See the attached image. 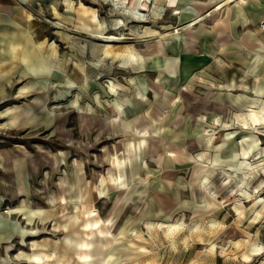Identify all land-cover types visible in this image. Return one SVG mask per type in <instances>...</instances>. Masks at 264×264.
Listing matches in <instances>:
<instances>
[{
  "label": "rangeland",
  "instance_id": "rangeland-1",
  "mask_svg": "<svg viewBox=\"0 0 264 264\" xmlns=\"http://www.w3.org/2000/svg\"><path fill=\"white\" fill-rule=\"evenodd\" d=\"M10 1L5 11L0 0V37L19 26L31 51L42 41L55 50L42 65L29 60V77L0 57V126L27 125L0 127V264H264V127L219 130L215 114L202 123L190 112L226 105L189 81L211 0ZM108 45L130 46L149 70L120 67Z\"/></svg>",
  "mask_w": 264,
  "mask_h": 264
},
{
  "label": "crops",
  "instance_id": "crops-1",
  "mask_svg": "<svg viewBox=\"0 0 264 264\" xmlns=\"http://www.w3.org/2000/svg\"><path fill=\"white\" fill-rule=\"evenodd\" d=\"M218 3H223L221 8H217ZM193 9L196 10V7L191 2V11ZM201 12L205 28L197 35L196 50H191V56H188L194 72L189 81L192 86H196L197 82L207 85L208 92H214V88L216 97L226 105L225 110L218 112L212 108L206 109L204 114L190 112L199 114L201 122L215 114L212 122L219 130L240 129L245 132L246 128L240 127L233 115L230 119H226V115L230 108L236 110L248 105L256 106L264 96V34L259 28V22L264 17V0H211ZM214 19L221 20V23L212 22ZM232 34L241 37L232 41L229 38ZM213 68L215 72L211 71ZM195 69H200L202 73ZM206 94L200 98L206 97Z\"/></svg>",
  "mask_w": 264,
  "mask_h": 264
},
{
  "label": "bare ground",
  "instance_id": "bare-ground-1",
  "mask_svg": "<svg viewBox=\"0 0 264 264\" xmlns=\"http://www.w3.org/2000/svg\"><path fill=\"white\" fill-rule=\"evenodd\" d=\"M176 0H167L168 4H172L173 2H175ZM230 1V0H229ZM10 0H3V8L5 9V11H8L10 9L9 7V4H10ZM166 2V3H167ZM19 4V7H17L16 9V13H15V19L17 20V22H19V18H21L20 16L23 15V11L21 9V5L20 3ZM149 4V2H148ZM223 3H221L220 5H222ZM11 6V5H10ZM66 6V5H65ZM169 6V5H168ZM52 9H53V13L55 15H58L59 14V11L57 9V6L53 5L52 6ZM27 9H25L26 11ZM37 10V9H36ZM26 13V12H25ZM147 13V12H146ZM176 14L175 18H176V21H181L182 19H184L187 15L185 14H177L176 12H174ZM6 13L0 11V20L2 21V19L4 20V16H5ZM6 17V16H5ZM144 17V16H143ZM147 17V16H145ZM199 18V17H198ZM29 19V18H28ZM138 19V18H137ZM140 20V19H139ZM181 23V22H179ZM7 26V24H5ZM4 25V26H5ZM44 25V24H43ZM8 26L11 27V25L8 24ZM25 26V25H24ZM42 26V25H41ZM42 33H43V29L41 30ZM26 33L23 32V28L22 27H17L16 29H14L12 31V27L11 29L9 28V30L5 33L3 32L2 33V36L0 37V41L2 42L1 43V47L3 49V51L0 50V57L3 59V58H8L9 61L8 63H5L7 64V66L10 67V69L12 68V71L11 73H16L18 74L19 76H21L20 74H24L25 77H29L31 74H30V70L27 69L26 66H30L29 64H31V62H29V60H33V63L32 64H40L42 65L43 63V60H49L48 58L50 57V51L52 52L53 50H55V48L50 45L49 49L47 46H45V43L44 41L38 43L37 45H35L36 47V50L33 52L31 51L32 49H30L29 47V43L30 41L27 40L26 36H25ZM45 34V33H43ZM42 34V35H43ZM79 35V34H78ZM40 36V35H39ZM38 36V37H39ZM58 36V35H57ZM48 37V36H47ZM56 37V36H55ZM59 38V37H58ZM56 39V38H55ZM192 41H194V38H191ZM29 41V42H28ZM63 41V40H62ZM185 41V40H183ZM59 42V41H58ZM64 44V43H63ZM69 44V43H68ZM67 44V45H68ZM26 47L29 49L25 50ZM184 47L185 48H188V45L184 44ZM69 48V47H68ZM88 48V47H87ZM47 49V50H46ZM77 50V49H76ZM89 50V49H88ZM120 50V49H119ZM119 50H115L114 48L112 47H109L108 46H105L103 48V53H105L106 55H109L111 53H113L115 56H118L119 57V66L120 67H125L127 65V63H131L133 67H135L136 69L138 70H149V68L146 67V61L145 62H142L141 60H138L137 59V55L139 54L138 51L132 49L130 46H128L127 48H125L124 51H119ZM30 51V52H29ZM114 56V57H115ZM75 58V57H74ZM76 59V58H75ZM1 60V59H0ZM4 65V63H2L0 61V66ZM6 66V65H5ZM78 68V67H77ZM32 70H35L34 68H31ZM123 69V68H122ZM77 70V69H76ZM133 70V69H132ZM1 71V70H0ZM78 71V70H77ZM75 72V70H74ZM78 73V72H77ZM76 74V73H75ZM9 75V74H8ZM32 78V77H31ZM7 79V78H6ZM1 80V79H0ZM161 80H163L161 78ZM161 80L159 79L158 82L156 81H153L155 83H162ZM173 80L176 82V79L173 78ZM5 81V80H4ZM1 82V81H0ZM17 82V81H16ZM15 82V84H16ZM151 82L152 81H148L146 82L145 81H142V85L145 89H147V86L151 85ZM3 83V82H2ZM173 85V84H171ZM16 86V85H15ZM165 86V85H164ZM47 87V86H46ZM150 89V88H149ZM15 90V89H14ZM150 91V90H149ZM11 92V91H10ZM5 93V92H4ZM11 95V94H10ZM183 95V91H181L179 89V96L181 97ZM176 96V95H174ZM65 97V96H64ZM13 98V97H12ZM52 98V97H51ZM59 99V98H58ZM67 99V98H66ZM26 100V99H25ZM41 100V99H40ZM48 100V99H47ZM62 100V99H61ZM262 100V99H261ZM259 102V104H257L256 106H252V105H248L246 106V111L245 112H237L235 113V119L237 122H239L238 124H240V127L242 128H246V129H251V128H256V127H259V126H262L264 127V100H262ZM42 101V100H41ZM7 102V101H5ZM58 102V101H57ZM2 103H4L2 101ZM14 105V104H13ZM17 105V104H16ZM72 105V104H71ZM136 105L138 106H141L142 103L141 102H137ZM13 107V106H12ZM91 108V107H90ZM185 108H186V105H185ZM184 108V109H185ZM196 108V107H195ZM14 109V108H13ZM78 110V108H76ZM245 109V108H244ZM144 110V109H143ZM28 111V110H27ZM38 111V110H36ZM48 112V111H47ZM79 112H82L79 110ZM18 113V111H17ZM108 113L109 115L112 114V116L114 115L113 118H111L112 120V124H114L115 126L117 127H121L122 123L124 122L123 121V113L120 109H115L114 107H109L108 108ZM16 114V113H15ZM13 116V115H12ZM81 116L83 117V119L89 124V123H92L93 120L92 118H90V115H89V112H84L81 114ZM133 116H136L138 120H140V118H142L141 115H138L137 113ZM17 117V116H16ZM38 118V117H37ZM14 119V118H11V120ZM19 121V120H18ZM215 121V120H214ZM11 122V121H10ZM129 122V121H126V123ZM131 123H132V120H131ZM109 124V123H108ZM37 125V124H36ZM110 125V124H109ZM29 126V125H28ZM257 129V128H256ZM9 130V129H8ZM6 130V131H8ZM11 130V128H10ZM9 130V132H10ZM13 131V130H12ZM2 143V141H1ZM253 152V151H252ZM240 153L245 156V155H249L251 153V150L243 145H241L240 147ZM262 151L259 150L257 151L256 153H253L252 156L254 158H257V157H260L262 155ZM12 155H10L9 153H5L4 154V159H3V162L4 164H7L8 165V170L6 169L3 173H7V175L10 173H12ZM263 165H264V162H263ZM25 169H29V163H25L24 165ZM262 178V177H261ZM257 188V187H256ZM240 189V188H239ZM241 190V189H240ZM258 190V189H257ZM255 189V191H257ZM254 191V192H255ZM253 192V191H252ZM241 193V192H240ZM245 193H247V191H245ZM250 193V192H248ZM244 194V192L242 193ZM247 195V194H246ZM249 196V195H248ZM255 200L257 199H260L259 197H255L254 198ZM16 207V206H15ZM260 209V208H258ZM11 210V209H10ZM22 211V210H21ZM16 214V213H15ZM37 215V214H36ZM259 215V210H256L254 212V215H253V219L257 218V216ZM25 216V215H24ZM26 217V216H25ZM24 217V218H25ZM26 220V219H25ZM36 255V254H35ZM247 256V255H246Z\"/></svg>",
  "mask_w": 264,
  "mask_h": 264
},
{
  "label": "clouds",
  "instance_id": "clouds-1",
  "mask_svg": "<svg viewBox=\"0 0 264 264\" xmlns=\"http://www.w3.org/2000/svg\"><path fill=\"white\" fill-rule=\"evenodd\" d=\"M34 103H39L38 101L37 102H34ZM28 108V111L31 112V107L30 106H26ZM32 121L29 120L28 123H31ZM23 126H27L26 124H19L17 123L16 121H13L7 125H4V126H0V127H7V128H13V127H23Z\"/></svg>",
  "mask_w": 264,
  "mask_h": 264
},
{
  "label": "built area",
  "instance_id": "built-area-1",
  "mask_svg": "<svg viewBox=\"0 0 264 264\" xmlns=\"http://www.w3.org/2000/svg\"><path fill=\"white\" fill-rule=\"evenodd\" d=\"M259 28L262 31V33L264 34V17L259 22Z\"/></svg>",
  "mask_w": 264,
  "mask_h": 264
}]
</instances>
